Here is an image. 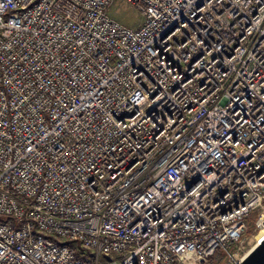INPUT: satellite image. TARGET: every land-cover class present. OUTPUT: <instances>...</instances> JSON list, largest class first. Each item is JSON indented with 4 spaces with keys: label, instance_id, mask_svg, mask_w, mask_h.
Masks as SVG:
<instances>
[{
    "label": "built area",
    "instance_id": "2783aa9c",
    "mask_svg": "<svg viewBox=\"0 0 264 264\" xmlns=\"http://www.w3.org/2000/svg\"><path fill=\"white\" fill-rule=\"evenodd\" d=\"M113 1L0 0V264H240L264 0Z\"/></svg>",
    "mask_w": 264,
    "mask_h": 264
},
{
    "label": "rangeland",
    "instance_id": "374dc122",
    "mask_svg": "<svg viewBox=\"0 0 264 264\" xmlns=\"http://www.w3.org/2000/svg\"><path fill=\"white\" fill-rule=\"evenodd\" d=\"M109 13L115 19L130 27H136L139 23H141V16L139 15V12L136 10V8L123 0H114L109 7ZM257 212L258 210H254L248 215L247 219L250 225L248 232L246 233L248 236H251L255 233L253 229ZM260 232L261 231L259 230V232L255 233L254 237L249 240L248 246L246 247L247 250L252 244L258 243L261 237H263L262 232Z\"/></svg>",
    "mask_w": 264,
    "mask_h": 264
},
{
    "label": "water",
    "instance_id": "95a60500",
    "mask_svg": "<svg viewBox=\"0 0 264 264\" xmlns=\"http://www.w3.org/2000/svg\"><path fill=\"white\" fill-rule=\"evenodd\" d=\"M240 264H264V236L258 244L241 260Z\"/></svg>",
    "mask_w": 264,
    "mask_h": 264
},
{
    "label": "bare ground",
    "instance_id": "6f19581e",
    "mask_svg": "<svg viewBox=\"0 0 264 264\" xmlns=\"http://www.w3.org/2000/svg\"><path fill=\"white\" fill-rule=\"evenodd\" d=\"M260 231L262 232L263 236H264V216L261 218V223H260ZM260 232V233H261ZM258 243H254L250 246V248L245 251L244 257L257 245ZM243 257V258H244Z\"/></svg>",
    "mask_w": 264,
    "mask_h": 264
}]
</instances>
